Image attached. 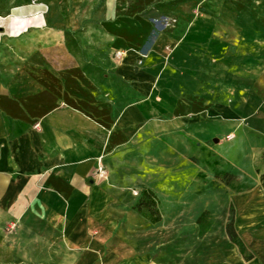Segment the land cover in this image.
Returning <instances> with one entry per match:
<instances>
[{"label":"crops","instance_id":"crops-1","mask_svg":"<svg viewBox=\"0 0 264 264\" xmlns=\"http://www.w3.org/2000/svg\"><path fill=\"white\" fill-rule=\"evenodd\" d=\"M169 2L176 23L158 31L152 19ZM71 10L65 16L58 7L54 19L26 17L24 8L23 17L0 16V264H168L161 258L169 262L175 250L161 255L159 240L175 237L183 209L166 221L156 197L159 221L138 211L149 188L129 192L131 169L121 156L129 145L177 136V128L211 116L260 140L264 155L256 102L264 107V41L248 34L247 66H224L240 28L220 19L223 0H79ZM226 89L243 92V128L227 105L209 99V91L218 97ZM263 173L264 158L254 187L236 192L247 202L232 208L238 237L237 224L264 220ZM224 177L233 186L231 174ZM190 201L185 195L179 203ZM235 244L221 264H260Z\"/></svg>","mask_w":264,"mask_h":264},{"label":"rangeland","instance_id":"rangeland-1","mask_svg":"<svg viewBox=\"0 0 264 264\" xmlns=\"http://www.w3.org/2000/svg\"><path fill=\"white\" fill-rule=\"evenodd\" d=\"M78 3L79 0H0V16L14 14L23 17V11L20 9L24 8L26 17L36 19L41 14H46L47 17L54 19L58 7L63 6L65 16H70L73 13L71 9ZM223 6L220 19L227 23L234 20L240 28L239 42L234 47L227 48L228 57L224 60V66L227 62L231 64L232 61H239L241 68H245L248 47H254L252 41L248 43L246 36L253 34V40L258 45L264 41V0H223ZM166 8V11L152 19L158 31L160 29L162 31L163 25L170 29L176 23L173 10L175 11L177 7L169 2ZM255 49L259 52L257 46ZM260 70H263L262 66ZM224 85L227 88L232 87L231 83L226 81ZM208 93L211 101L215 103L217 99V102H223L228 106L231 115L239 117L241 128L248 125L244 117L246 114L243 92L226 89L218 97L214 96V92ZM249 95L254 96V92H249ZM256 102L259 103L257 109L263 111L264 107L260 100L256 98ZM213 114L211 112V115ZM227 127L221 126L216 116H211L206 121L194 118L190 127L181 131L177 128V136L171 137L175 135L171 132L158 138L144 140L137 146L129 145L121 156L131 169L128 177L130 180L128 190L131 194H137L138 190L141 192L143 188L152 189L156 197L161 199L160 209L164 212L166 221L172 219L167 218L168 212L174 215L173 210L183 209L176 219L178 227L175 237L169 239L167 235L161 233L159 240L161 255L170 248L175 250V257H171L169 262L161 258L163 263L221 264L228 259L231 247L236 243L243 257L254 252L260 264H264L263 219L252 226L239 227L237 224L240 236L234 243L230 242L225 234V225L231 219L232 208L236 206L238 211L247 209V202H237L235 195L237 191L254 187L256 168L259 166V160L264 158L262 149H259L263 144L260 146L258 143L260 140L248 138V132L232 131V127ZM226 172L231 174L233 186L226 184L224 177ZM169 174L177 184L181 183L176 188L174 186L169 188L168 181L171 179L168 178ZM151 182L152 184H148ZM183 182H187V186H183ZM174 191L177 192V198L175 202L173 200V203L170 201L168 204L165 202V196ZM185 195H188L192 202L181 207L183 204L179 203V200ZM204 210L207 213L199 222L198 217ZM180 222L184 227H179Z\"/></svg>","mask_w":264,"mask_h":264},{"label":"trees","instance_id":"trees-1","mask_svg":"<svg viewBox=\"0 0 264 264\" xmlns=\"http://www.w3.org/2000/svg\"><path fill=\"white\" fill-rule=\"evenodd\" d=\"M262 181L264 186V173L262 174ZM135 208L140 212H145L149 214L153 221H159L161 219V213L160 209L158 207L157 199L154 194L149 189H145L142 193V196L140 199L136 202ZM207 212H204L199 220H202ZM232 213H234V210L232 209ZM227 233L231 237V239H237L238 233L235 229V223H234V214H232L231 219L229 223L227 224ZM247 259H251L252 255H247Z\"/></svg>","mask_w":264,"mask_h":264},{"label":"built area","instance_id":"built-area-1","mask_svg":"<svg viewBox=\"0 0 264 264\" xmlns=\"http://www.w3.org/2000/svg\"><path fill=\"white\" fill-rule=\"evenodd\" d=\"M118 54H120V52H118ZM99 170H100V174H101V175H104V174H105V170H104L102 167H100Z\"/></svg>","mask_w":264,"mask_h":264}]
</instances>
